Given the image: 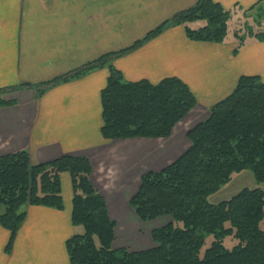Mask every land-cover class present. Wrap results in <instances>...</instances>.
Masks as SVG:
<instances>
[{
  "label": "crops",
  "instance_id": "obj_1",
  "mask_svg": "<svg viewBox=\"0 0 264 264\" xmlns=\"http://www.w3.org/2000/svg\"><path fill=\"white\" fill-rule=\"evenodd\" d=\"M197 1L0 0V89L7 90L4 100L14 102L0 107V156L26 149L33 164L65 154L85 156L92 166L91 182L103 195L115 229L121 210L128 224L135 222L137 216L125 202L128 205L139 185L140 161L148 152L143 150L158 146L144 164L148 170L162 169L184 151L187 126L174 136L179 122L165 139H103L100 91L109 74L107 67L61 83L38 98L32 89L11 88L50 80L127 48ZM215 2L235 18L258 2L264 7V0ZM235 48L233 35L222 43L196 42L186 37L182 26H169L116 58L112 66L127 81L182 80L197 100L186 116L191 114L194 121L206 118L207 109L227 97L240 77L256 76L264 83V40L248 37ZM60 183L63 208L26 206L9 252L10 232L0 226V264H70L66 240L83 228L71 221V176L61 173ZM122 202L123 209L114 206ZM127 226L116 229V237L131 229Z\"/></svg>",
  "mask_w": 264,
  "mask_h": 264
},
{
  "label": "trees",
  "instance_id": "obj_2",
  "mask_svg": "<svg viewBox=\"0 0 264 264\" xmlns=\"http://www.w3.org/2000/svg\"><path fill=\"white\" fill-rule=\"evenodd\" d=\"M258 3L235 18L215 0H198L127 48L103 54L50 80L21 83L11 89H32L38 98L61 83L107 67L109 74L100 91L103 139L168 138L197 105L189 87L177 77L155 84L127 81L112 62L169 26H182L191 41L222 43L230 22L242 18L232 30L235 51L248 37L264 40V30L254 31L244 21L252 10L262 8L264 15ZM199 22L196 28L191 26ZM6 91L0 89V107L14 104L1 97ZM207 113L187 130L186 149L162 169L144 172L128 200L142 221L171 217L151 230L154 246L148 249L113 246L116 223L90 180L92 166L87 157L65 154L33 164L26 149L1 155L0 204L4 212L0 213V226L11 235L6 251L24 220L26 206L63 208L60 175L68 173L73 192L71 221L83 228L81 234L66 240L70 264H264V190L245 187L227 200L208 202L211 194L243 170L264 182V83L256 76L240 77L233 91ZM208 235L213 240L200 256ZM227 235L237 239L231 249L223 245Z\"/></svg>",
  "mask_w": 264,
  "mask_h": 264
},
{
  "label": "rangeland",
  "instance_id": "obj_3",
  "mask_svg": "<svg viewBox=\"0 0 264 264\" xmlns=\"http://www.w3.org/2000/svg\"><path fill=\"white\" fill-rule=\"evenodd\" d=\"M261 9L262 8H260V10L258 9V10H254V11H251V12L247 13L246 17L244 19V21L246 22L245 23L246 26H249V28H251L254 31L264 30V15H263V11H261ZM263 9H264V7H263ZM235 23L236 22H233V21L230 22L229 33H228V36H227L228 38H231V36H232V30L235 28ZM258 23H259L260 26L258 25ZM198 24H200V22L199 23H195L194 25H191V26L196 28L198 26ZM1 97H2V95H1ZM190 116H191V114L188 117H186V118L184 117L185 119L183 118L180 121L182 123H179L174 136H176V134H178V132L181 129H183V127L187 126L186 130H188L192 126L197 124L198 122L203 121L205 119L204 118L205 116H200L196 120L191 121L192 117H190ZM183 137H184V141H185L184 148L186 149V147L188 146L189 142H188V140L186 139L185 136H183ZM158 148L159 147L156 146V147H153L152 150H151V148H147L148 150L145 148L143 150L144 153L146 151H148V152H146L147 156H144V159L140 161V166H139L140 169L138 170L139 179H140V176L144 172L148 171V169H149V167L144 164V161H146V160L148 161L150 159V157L152 155V152L156 151V153H157ZM175 157H177V156H174L173 158H171L170 161L174 160ZM42 163H44V162H42ZM161 167H158L156 169H160ZM245 187L246 188H250V189H252V188H261V189L264 190V182H257L255 180V178L253 177V174H252V172L250 170H243L241 172L233 174L232 178L230 179L229 182L223 184L218 189V191H216L215 193L211 194L208 197V202L212 203V204H215V203H218V202H220L222 200H227V199H229L230 197H232L233 195H235L236 193H238L241 189H243ZM127 190H128L127 188L124 189L123 193L127 192ZM123 197H125V195H123ZM123 205H124V202H122L121 204H119V203L114 204V206L116 208L120 209V210L123 209V207H124ZM125 205L128 208V205H127L126 202H125ZM3 212H4V206L0 204V213H3ZM120 214H121V217H120L119 220H117L118 227L116 229H119V230L121 228L123 229L127 225H131V227H130L131 229H128V228L124 229L123 233L117 234L118 237H116V235H115V240L113 242V246L114 247H125V248L129 249L130 251L142 250V249H138V248H143V247L145 249L153 247L154 243L151 241V238H150L151 230L154 229V228L161 227L165 223H167L168 221L171 220V217L167 216V215L160 216V217H157L155 219L147 220V221H142L138 217H136V221L135 222H133V223L131 222V223L128 224V222L126 220L127 218H126V215L124 213V210H121ZM127 227H129V226H127ZM80 228H82V227L79 226V229ZM116 229H114V234L116 233ZM81 233H82V229H81ZM212 240H213V236L212 235H208L206 237L205 243L203 244V246H202V248L200 250V253H199L200 256L203 255L205 249L210 245ZM147 242H149L150 245L149 244L146 245ZM236 244H237V239L234 238L232 235H227L223 239V245H224V247L226 249H231Z\"/></svg>",
  "mask_w": 264,
  "mask_h": 264
}]
</instances>
